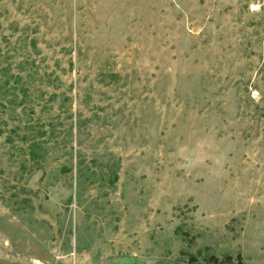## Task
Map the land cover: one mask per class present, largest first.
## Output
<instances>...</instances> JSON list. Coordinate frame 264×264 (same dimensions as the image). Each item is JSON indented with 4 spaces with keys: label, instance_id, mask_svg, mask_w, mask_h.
<instances>
[{
    "label": "rangeland",
    "instance_id": "obj_1",
    "mask_svg": "<svg viewBox=\"0 0 264 264\" xmlns=\"http://www.w3.org/2000/svg\"><path fill=\"white\" fill-rule=\"evenodd\" d=\"M0 264H264V0H0Z\"/></svg>",
    "mask_w": 264,
    "mask_h": 264
}]
</instances>
